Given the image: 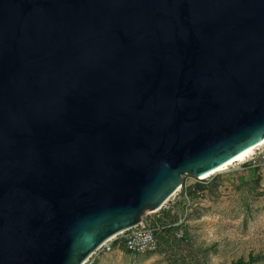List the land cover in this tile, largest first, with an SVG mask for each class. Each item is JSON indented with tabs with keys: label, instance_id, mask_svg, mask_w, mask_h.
Listing matches in <instances>:
<instances>
[{
	"label": "water",
	"instance_id": "water-1",
	"mask_svg": "<svg viewBox=\"0 0 264 264\" xmlns=\"http://www.w3.org/2000/svg\"><path fill=\"white\" fill-rule=\"evenodd\" d=\"M264 141V0H0V264H85Z\"/></svg>",
	"mask_w": 264,
	"mask_h": 264
},
{
	"label": "rangeland",
	"instance_id": "rangeland-1",
	"mask_svg": "<svg viewBox=\"0 0 264 264\" xmlns=\"http://www.w3.org/2000/svg\"><path fill=\"white\" fill-rule=\"evenodd\" d=\"M263 150L264 143L204 179L182 178L171 202L186 215L185 241L168 258L131 254L118 236L86 264H264V169L243 170L244 161Z\"/></svg>",
	"mask_w": 264,
	"mask_h": 264
},
{
	"label": "built area",
	"instance_id": "built-area-1",
	"mask_svg": "<svg viewBox=\"0 0 264 264\" xmlns=\"http://www.w3.org/2000/svg\"><path fill=\"white\" fill-rule=\"evenodd\" d=\"M243 164V170L261 166L264 169V150L256 156L255 154L250 156ZM178 196L179 194L176 192L159 210L146 213L138 225L118 235L122 237L123 246L127 252L137 255L146 253L158 254L162 258H168L175 252L174 248L164 246L161 238H164L171 246L174 242L185 241L183 225L186 215L177 213L174 209V204L171 202Z\"/></svg>",
	"mask_w": 264,
	"mask_h": 264
},
{
	"label": "bare ground",
	"instance_id": "bare-ground-1",
	"mask_svg": "<svg viewBox=\"0 0 264 264\" xmlns=\"http://www.w3.org/2000/svg\"><path fill=\"white\" fill-rule=\"evenodd\" d=\"M264 143V141L259 142L258 144L249 147L248 149H246L245 151H243L242 153H240L239 155H237L235 158L231 159L229 162L223 164L222 166H220L219 168H217L215 171L202 175L200 178L204 179L214 173L220 172L222 170H224L227 166H229L230 164L237 162L239 159L243 158L244 156H247L248 154H250L253 150L257 149L259 146H262ZM174 196V195H173Z\"/></svg>",
	"mask_w": 264,
	"mask_h": 264
},
{
	"label": "trees",
	"instance_id": "trees-1",
	"mask_svg": "<svg viewBox=\"0 0 264 264\" xmlns=\"http://www.w3.org/2000/svg\"><path fill=\"white\" fill-rule=\"evenodd\" d=\"M161 242L167 248H171L172 247V248H176V249L178 248L179 245L182 244V242L177 241V242L172 243V246H171V244L169 242H167L164 238H161Z\"/></svg>",
	"mask_w": 264,
	"mask_h": 264
}]
</instances>
